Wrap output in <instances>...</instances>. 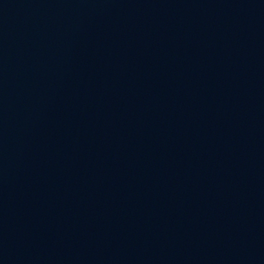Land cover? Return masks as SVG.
<instances>
[{
  "label": "water",
  "instance_id": "1",
  "mask_svg": "<svg viewBox=\"0 0 264 264\" xmlns=\"http://www.w3.org/2000/svg\"><path fill=\"white\" fill-rule=\"evenodd\" d=\"M0 264H264V0H0Z\"/></svg>",
  "mask_w": 264,
  "mask_h": 264
}]
</instances>
